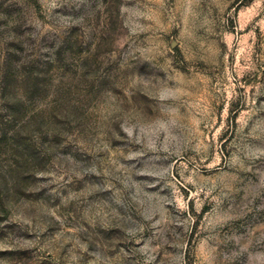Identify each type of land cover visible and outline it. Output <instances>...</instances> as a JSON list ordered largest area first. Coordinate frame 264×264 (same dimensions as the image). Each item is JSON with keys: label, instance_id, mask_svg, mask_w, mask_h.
<instances>
[{"label": "rangeland", "instance_id": "obj_1", "mask_svg": "<svg viewBox=\"0 0 264 264\" xmlns=\"http://www.w3.org/2000/svg\"><path fill=\"white\" fill-rule=\"evenodd\" d=\"M0 264H264V0H0Z\"/></svg>", "mask_w": 264, "mask_h": 264}]
</instances>
